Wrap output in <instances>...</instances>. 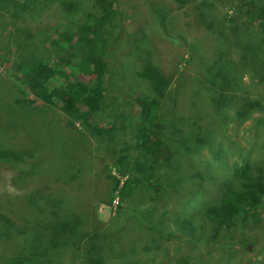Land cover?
I'll use <instances>...</instances> for the list:
<instances>
[{"label":"rangeland","instance_id":"374dc122","mask_svg":"<svg viewBox=\"0 0 264 264\" xmlns=\"http://www.w3.org/2000/svg\"><path fill=\"white\" fill-rule=\"evenodd\" d=\"M263 8L264 0H0V150L17 158L0 163V264H264V198L253 214L206 216L241 189L238 165L264 189V64L247 56ZM78 30L89 45L61 55L51 44ZM113 47L111 131L34 93L41 84L60 91L61 74ZM145 68L167 78L161 94ZM134 97L156 106L152 120L137 121Z\"/></svg>","mask_w":264,"mask_h":264},{"label":"trees","instance_id":"16d2710c","mask_svg":"<svg viewBox=\"0 0 264 264\" xmlns=\"http://www.w3.org/2000/svg\"><path fill=\"white\" fill-rule=\"evenodd\" d=\"M180 3L193 2L196 0H176ZM258 16L262 18L261 29L263 32L259 35H249L253 40L251 44L250 54L247 56L260 54V59L257 60L264 64V49H261L259 45L256 44L258 40L264 38V8L258 10ZM89 28L91 27V33L97 32L98 25L91 19L89 23ZM86 30H78L77 35L73 37L65 36V34H59V37L54 42L51 41L53 45H60L59 53L62 55L67 49H71L74 45L83 46L89 45L91 42L90 37L87 38ZM264 40V39H262ZM260 40V41H262ZM259 41V42H260ZM118 50L117 47L111 48L106 53L100 54L91 60L92 50L89 51L88 57L83 58L77 64L73 65L70 73L61 74L63 80V86L60 91H51L45 88L42 84L35 88V94L44 100V102L49 105L52 104L53 99H61L64 101V112L65 114L80 122L83 126H88L90 121L98 120L100 123V131L102 133H107L111 131L114 127V116L112 109L110 110L109 96L112 93H117L120 90V85L117 79V70L114 67V54ZM71 67V66H70ZM69 67V68H70ZM34 73L44 74L45 67L41 64H36L33 70ZM78 73L83 80H75L72 76ZM143 73L149 77H155V81L152 84V89L157 93H162L164 90V83L166 81L165 75L160 70H152L150 68H145ZM75 76V75H74ZM90 76H93L90 78ZM88 78L89 80H85ZM92 84L88 83L92 80ZM37 82H40L38 80ZM90 84V85H89ZM34 87V86H33ZM133 103L138 108L136 119L140 122H145L147 120H152L154 118V112L156 111V106L149 104L138 97L132 98ZM120 113V112H119ZM138 147V142L136 143ZM147 154L149 158H155V154L150 152ZM16 156L8 150H0V163L10 162L11 160H16ZM251 169L247 165H238L232 170V175L239 181L241 189L230 192L226 195L222 202L221 207L214 208L209 207L206 210V216L208 218H221L223 215L234 214L235 209L245 211L247 213L253 214L256 212L261 205V200L264 198V189L262 183L252 177ZM182 261L179 259L177 264H181ZM14 264H27L22 261H17Z\"/></svg>","mask_w":264,"mask_h":264}]
</instances>
